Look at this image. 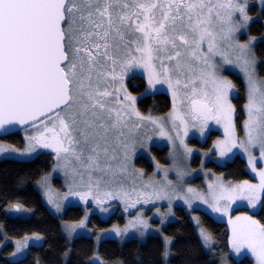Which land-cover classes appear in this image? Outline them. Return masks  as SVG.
<instances>
[{
	"label": "snow or ice",
	"instance_id": "1",
	"mask_svg": "<svg viewBox=\"0 0 264 264\" xmlns=\"http://www.w3.org/2000/svg\"><path fill=\"white\" fill-rule=\"evenodd\" d=\"M248 9V0H0V132H10L16 125L26 131L29 126L33 129L32 135L25 136L23 149L0 142V156L51 149L57 161L53 169L80 178L79 184L73 180L68 185L63 199L74 196L87 202L91 197L102 212L107 211L105 201L113 197L132 207L141 200L147 204L166 199L168 213H160L163 224L171 214L173 198L183 200L189 208L198 199L212 212L227 217L228 245L237 256L246 250L254 264H264V223L247 212L231 215L237 201L264 211V167H257L253 154L258 149L259 160L264 161V79L256 70L257 38H238L252 21ZM223 65H235L244 76V138L237 136L233 121L236 86L221 74ZM137 69L143 71L146 92L167 85L172 96L168 118L184 156L192 152L184 140L188 119L199 122L202 134L207 122L214 120L224 129V138L214 142L219 156L239 148L259 182L225 184L218 180L208 185L207 194L191 186L185 189L186 173L178 163L175 139L161 118L139 111L137 96L125 83ZM149 125L173 144L176 182L163 169L164 183L149 180L144 191L135 186L129 190L123 181L115 182L123 176L135 185L134 178H142V170L135 169L131 160L137 143L151 139ZM141 129L144 135L138 141ZM49 179L45 174L38 183L48 203L59 212L61 202L53 197ZM9 207L24 209L18 202ZM86 219L87 211L79 221L64 222L69 239L77 229L86 227ZM193 219L204 246H210L212 233L199 217ZM151 227L138 213L123 228L113 225L110 231L121 239L129 230L145 237ZM43 239L39 232L26 234L15 240L10 255L26 258L30 247L39 246ZM173 243V237L164 236L162 256L166 261L173 254ZM70 253L66 249L62 255ZM36 264H41L39 259ZM88 264L105 261L94 251ZM220 264H229L227 253L221 254Z\"/></svg>",
	"mask_w": 264,
	"mask_h": 264
},
{
	"label": "trees",
	"instance_id": "2",
	"mask_svg": "<svg viewBox=\"0 0 264 264\" xmlns=\"http://www.w3.org/2000/svg\"><path fill=\"white\" fill-rule=\"evenodd\" d=\"M264 9V8H263ZM252 16H259L250 26L252 35H260L264 31V11L255 7L249 9ZM257 57V72L264 76V40L257 42L254 46ZM237 86L240 96L236 103V122L239 133L243 120V87L237 76L230 75ZM128 87L133 93L145 89V81L139 76H131ZM138 109L144 114L162 116L171 107L170 97L163 92L143 96L138 100ZM210 135L205 146H209ZM5 143L14 144L16 147L23 146L21 132L0 137ZM165 150H163L164 152ZM165 157H163V160ZM140 163V160L138 161ZM54 164V153L42 151L36 157L29 160H17L11 158L0 159V242L4 237L20 239L24 235H31L39 232L43 237V243L39 246H31L26 258L10 260L7 255L12 251L11 243L5 244L0 253V264H36L37 259L41 264H88L93 252L96 251L105 264H114L115 261H123V264H219L222 253H229L228 245L229 226L226 222L216 220L207 212L200 209H193L188 212L185 208L177 207L175 210L176 219L168 223L164 228L166 236L174 239L172 245V256L166 261L162 256L163 239L158 235H148L145 239L139 240L130 238L123 242L116 239H103L96 245L92 236H78L72 241L64 236L60 226V219L55 217L42 202L40 193L35 183L44 174L48 173ZM208 167L225 179L238 182L250 179L247 165L243 158L235 156L225 164L210 162ZM60 186V182L55 181ZM21 203L25 208L31 210V215L23 218L16 215H9L7 209L10 204ZM236 212H247L245 208H238ZM82 211L79 207L70 206L63 219L76 221ZM199 217L202 226L212 233L214 244L211 250H206L197 233L196 224L192 221L191 215ZM255 217L264 223V211L253 213ZM122 218L118 213L108 219H101L96 214L90 219V226L95 230L109 228L114 222ZM71 249L68 257L62 253ZM230 264H253L249 256L235 259L228 256Z\"/></svg>",
	"mask_w": 264,
	"mask_h": 264
},
{
	"label": "rangeland",
	"instance_id": "3",
	"mask_svg": "<svg viewBox=\"0 0 264 264\" xmlns=\"http://www.w3.org/2000/svg\"><path fill=\"white\" fill-rule=\"evenodd\" d=\"M249 4V9L252 7H255L257 10H262L264 8V4L261 3V0H248ZM251 23L259 19V16H252ZM251 23L249 24L248 28L246 30L242 29L240 33H238V38L241 41H245L248 39L249 36H255L252 35L250 32V26ZM257 39L254 42V46L257 42L264 40V31L260 35L255 36ZM218 59V58H217ZM219 62V60H218ZM257 70V66H256ZM220 72L223 76H226L228 79L232 80L230 75L237 76L243 87V99L240 101H243V120H242V125H241V133H239L238 127H237V122H236V101L238 100L240 93L237 88L233 90V97H232V103L235 106V112L233 113V121L236 127V133L239 138H244L245 132H244V120L247 118L246 115V110L244 108V104L246 103L247 95H246V84L244 80L243 73L240 72V69L237 68L235 65H223L220 69ZM258 74V72H257ZM131 76H139L145 81V89L147 88V82L146 79L144 78L143 71L142 69H137L134 70L133 72H130L128 77L125 79V83L128 87V81ZM258 77L261 79H264V76H260L258 74ZM233 82V80H232ZM234 83V82H233ZM129 89V87H128ZM145 89L141 92L138 93H133V95L137 96V105H138V100L141 99L143 96L146 95H152L158 92H163L166 93L170 99H171V107L169 111H167L165 114L162 116H155L151 115L153 117H159L162 119L165 127L167 130H169L170 135L175 139L176 137V132L172 131V125L171 122L168 118V113L172 110V96L170 92L167 89V85H157V88L155 90H148L147 92ZM136 105V106H137ZM138 108V107H137ZM181 111H184L183 108H181ZM195 123L196 127H192V124ZM177 124H179V121H177ZM188 134L184 137L185 143L192 149V152L188 154L187 156L183 155V149L180 147L179 140L175 139V148L178 150L180 153V156L178 157V163L184 168V171L186 175L184 176V188L186 189L188 186L193 187L194 189H197L200 193L207 194L208 192V185L210 183H215L218 180H222L225 184L231 182V183H238L234 181H230L225 179L221 174L216 173L212 169L208 167V164L210 162H214L216 164H225L226 162L232 160L235 156H240L241 158L244 159L247 165V171L250 174V179H247L251 183H258L259 179L256 176L254 172H252L251 168L248 166V157L245 155L242 150L239 148H234L231 153H229L225 157L219 156L218 152L215 149L214 142L217 140H222L224 138V129L220 124H217L214 120H209L207 122V127H205L203 134L199 130V122H193L191 119H188ZM153 126L149 125V132L151 134V139H145L143 143L138 142L136 146L135 153L132 156L131 163L134 166L135 169L142 170L143 176L141 177H135V185H133L132 179L125 178L121 176L119 180H117L115 183H119L120 181H123L127 188L129 190L132 189L133 186L136 188L140 189L141 191H144L143 185L148 182L149 180H154L156 182H161L164 183V177L165 173L163 169H168V175L167 178L169 180H172L174 183L176 182V173H175V168H174V163H173V155H172V150H173V144L169 142L168 138L165 136H160L158 135L159 129H155L154 131L152 130ZM42 130V129H41ZM22 137H23V146L18 147L20 149H23L26 145L25 141V136L26 135H32L33 134V129L31 126L27 128V131L23 129L21 131ZM212 133H216L215 135L212 136V139L209 141V146H205V143L208 142V139ZM181 134H183V130L181 129ZM144 135V129L140 130V133L137 137L138 141L141 136ZM0 142H3L0 140ZM163 150H165L163 152ZM42 151H51V149H45V148H37L33 153L28 154L26 156H20L18 154H13L11 157L8 156H0V159L3 158H11V159H17V160H29L34 157H36L40 152ZM54 153V152H53ZM257 157V167H264V161L259 160V150H254L253 153ZM163 157L165 159L163 160ZM140 160V163L138 162ZM57 163L55 159V153H54V164L53 166ZM160 165V169L157 168V165ZM52 168L49 170L48 173L50 176L49 183L51 185L52 189V195L54 198L60 199L61 202V210L59 212L56 211V209L48 203L47 196L45 195V190L40 186L38 183L39 180L36 181L35 187L38 190V192L41 195L42 202L44 205L49 209V211L57 218L60 219V226L62 233L64 236L68 239V241H72L74 238L78 236H92L94 238V241L96 245L100 243L101 240L111 238V239H116L118 241H125L130 238H136L139 240L145 239L148 235H158L164 240V228L165 226L170 223L175 221L176 219V214L175 210L177 207L185 208L188 212H191L193 209H200L208 214H210L212 217H214L216 220H220L223 222H226L228 224V219L226 216H222L219 213H214L212 212L211 208H209L206 204H204L200 200H193L192 204L193 206L191 208L188 207L187 204L184 203L183 200L178 199V198H173L172 200V209H171V214H168L164 220V223L161 224V215L160 213H168V207L169 203L168 200H150L149 203L145 204L143 203V200L140 201V203H137L135 207H132L130 205H126L120 198L113 197L109 200L105 201L104 207L107 208L106 212H102L100 210V207L94 203L89 197L87 202L81 201L79 197H74V196H69L67 199H63L64 194L68 191V185L70 183H73V180H75L76 184L80 183V178L77 176L75 178L66 176L65 173L60 169L56 168L55 170ZM45 175V174H44ZM43 175V176H44ZM99 175V174H96ZM105 179H110L109 177H105ZM85 180H87V176H85ZM55 181L60 182V186L55 185ZM243 181V180H242ZM147 191H151V189H147ZM136 195L135 193L132 194V199L135 200ZM79 207L82 211V214L80 217L76 220L79 221L81 218L85 217L86 211H87V219H86V227L83 229H77V233L73 235L71 239L67 236V233L64 230L63 224L64 222H72V221H67L64 220L63 217L67 211V209L70 207ZM127 208V210H126ZM238 208H245L247 210V213L250 215H253V213L260 211L259 208L252 210L247 207V201H237L236 204L233 205V211L231 212V215L236 216L241 212H234ZM157 209H159V212H157ZM9 215H16L20 216L23 218H27L31 215V210L27 209L24 207L23 210L17 211L15 209H11L10 207L6 210ZM118 213L119 215L122 216V218L119 221L114 222L109 228L106 229H99L95 230L93 227L90 226V219L92 215L96 214L99 218L101 219H108L110 216L113 214ZM138 213L142 214L144 218L148 219L149 223L152 225L151 229L149 232L146 234L145 237H140L135 230H129V233L124 236L123 239L120 237H117L114 232H111L110 230L112 229L113 225H116L120 228H123L125 224L132 218L135 217ZM193 217H197L195 214L191 215L192 221L196 224V230L199 235V228L197 227V222L193 219ZM257 219V218H256ZM0 233L3 234L2 228L0 227ZM99 237V239H97ZM200 237V235H199ZM201 239V238H200ZM15 240L16 239H10L7 237H4V239L0 242V253L7 243H11L13 246L12 251L7 255L8 259L10 260H18L23 257H21L19 254L16 256L10 255L15 251ZM202 241V240H201ZM43 241L41 242V244ZM40 244V245H41ZM203 244V242H202ZM214 244V241L212 244L208 247L204 248L206 250H211L212 246ZM231 256L235 259H240L244 256H249L254 264V260L251 257L250 253H247L246 250H244L243 254L240 256H237L235 252H233L231 249L228 253V256ZM220 264V262H219ZM230 264V263H229Z\"/></svg>",
	"mask_w": 264,
	"mask_h": 264
},
{
	"label": "water",
	"instance_id": "4",
	"mask_svg": "<svg viewBox=\"0 0 264 264\" xmlns=\"http://www.w3.org/2000/svg\"><path fill=\"white\" fill-rule=\"evenodd\" d=\"M23 129H25L24 126L16 125L10 132H7V133L0 132V137L8 136L10 134H13V133H16V132H20Z\"/></svg>",
	"mask_w": 264,
	"mask_h": 264
},
{
	"label": "flooded vegetation",
	"instance_id": "5",
	"mask_svg": "<svg viewBox=\"0 0 264 264\" xmlns=\"http://www.w3.org/2000/svg\"><path fill=\"white\" fill-rule=\"evenodd\" d=\"M141 113H142V112H141ZM142 114H143V115H145V116H148V115H150V114H144V113H142ZM21 131H22V130H21ZM21 131H20V132H21Z\"/></svg>",
	"mask_w": 264,
	"mask_h": 264
}]
</instances>
